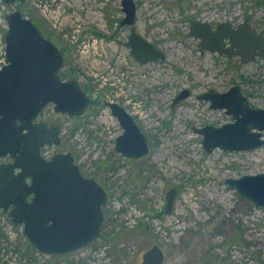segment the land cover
<instances>
[{
    "label": "rangeland",
    "instance_id": "obj_1",
    "mask_svg": "<svg viewBox=\"0 0 264 264\" xmlns=\"http://www.w3.org/2000/svg\"><path fill=\"white\" fill-rule=\"evenodd\" d=\"M37 1L25 0L19 10L62 50L59 76L80 79L92 99L80 117L56 113L52 104L41 110L37 121L61 128V143L41 151L70 152L80 171L104 188L107 202L99 237L69 255L36 253L17 225L14 245L22 264H138L155 244L164 252L163 264H264V208L224 183L264 173V146L206 152L193 130L233 121L198 98L207 91L237 85L251 107L264 109V53L241 63L235 55L200 51L198 39L187 35L196 19L214 28L246 20L258 33L264 30V0H134L136 31L165 56L145 63L126 45L130 28L120 26V0H40L42 7ZM17 6L0 0V68L4 16ZM76 29L79 46L70 42ZM183 89L190 95L172 106ZM107 101L134 118L148 139L147 157L134 161L114 151L122 129ZM170 188L177 193L166 212ZM7 243L0 239V247Z\"/></svg>",
    "mask_w": 264,
    "mask_h": 264
},
{
    "label": "water",
    "instance_id": "obj_2",
    "mask_svg": "<svg viewBox=\"0 0 264 264\" xmlns=\"http://www.w3.org/2000/svg\"><path fill=\"white\" fill-rule=\"evenodd\" d=\"M5 5L25 0H1ZM123 18L120 26L129 27L126 45L141 63L164 59V54L139 34L135 27L134 0H120ZM5 63L0 68V209L37 251L65 256L82 250L99 237L107 193L93 178L85 177L70 152L54 153L46 159L45 146L61 143L57 123L37 121L41 110L53 105L56 113L68 117L83 115L90 97L76 79L62 80V50L19 9L4 16ZM264 30L256 33L245 20L236 27L222 22L215 29L205 21L193 20L187 35L198 39L200 51L238 56L241 63L253 61L264 53ZM190 95L183 89L172 106ZM211 109H224L233 119L220 126L206 124L193 128L202 136L206 152L247 151L264 146V109L253 108L237 85L224 92L207 91L198 96ZM122 132L116 137L114 151L138 161L150 154L148 139L134 118L117 102H105ZM224 183L242 197L264 208V173L226 178ZM176 188L165 193V210L172 208ZM164 252L158 245L148 248L138 264H163Z\"/></svg>",
    "mask_w": 264,
    "mask_h": 264
},
{
    "label": "built area",
    "instance_id": "obj_3",
    "mask_svg": "<svg viewBox=\"0 0 264 264\" xmlns=\"http://www.w3.org/2000/svg\"><path fill=\"white\" fill-rule=\"evenodd\" d=\"M38 6L42 7L45 4H42L40 0L37 1ZM78 29L74 30L73 34L71 35L70 42L72 44H76L79 46L80 39L78 35ZM65 34V33H64ZM66 36V34H65ZM93 42H98L97 40H93ZM15 228L12 223L7 220V218L0 214V239L5 244L7 241L8 243L2 247H0V261L1 264H22V258L19 255L17 245H14L15 240H18L19 233L13 230Z\"/></svg>",
    "mask_w": 264,
    "mask_h": 264
},
{
    "label": "flooded vegetation",
    "instance_id": "obj_4",
    "mask_svg": "<svg viewBox=\"0 0 264 264\" xmlns=\"http://www.w3.org/2000/svg\"><path fill=\"white\" fill-rule=\"evenodd\" d=\"M213 29H215L214 27H212ZM61 78V77H60ZM62 79V78H61ZM62 80H65V78L64 79H62ZM67 80H69V79H67ZM77 81H81L80 79H78ZM80 84V83H79ZM90 100H92L91 98H90ZM92 103V101H90V104ZM172 105V104H171ZM90 106V105H89ZM89 108V107H88ZM87 111V110H86ZM86 113V112H85ZM84 113V114H85ZM83 114V115H84ZM83 115H81V116H83ZM80 117V116H79ZM42 150V149H41ZM41 154H42V156L44 157V158H46V159H48V158H50L51 156H47L46 154H44L42 151H41ZM10 162H12V158L10 157V156H5V157H2V158H0V163H10ZM83 174V173H82ZM84 175V174H83ZM85 176V175H84ZM85 177H87V176H85ZM0 214L1 215H3V216H5L6 218H7V220H9L11 223H12V221H11V219L8 217V215L7 214H4V213H2V211H1V209H0ZM103 223V222H102ZM12 225L14 226V227H17V225H14L13 223H12ZM102 226V225H101ZM101 229V228H100Z\"/></svg>",
    "mask_w": 264,
    "mask_h": 264
},
{
    "label": "trees",
    "instance_id": "obj_5",
    "mask_svg": "<svg viewBox=\"0 0 264 264\" xmlns=\"http://www.w3.org/2000/svg\"><path fill=\"white\" fill-rule=\"evenodd\" d=\"M17 5H18V6H17L18 9H20V7L23 5V3H21V4H20V3H17ZM21 12H22V11H21ZM22 14H23V12H22ZM24 16H25V15H24ZM61 78L64 79L63 77H61ZM27 246H28L29 248H31V246H30L29 244H28Z\"/></svg>",
    "mask_w": 264,
    "mask_h": 264
}]
</instances>
